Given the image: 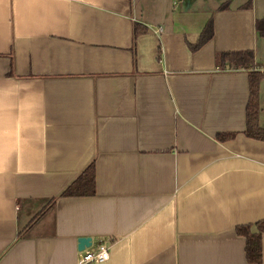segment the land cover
Instances as JSON below:
<instances>
[{
	"label": "crops",
	"instance_id": "1",
	"mask_svg": "<svg viewBox=\"0 0 264 264\" xmlns=\"http://www.w3.org/2000/svg\"><path fill=\"white\" fill-rule=\"evenodd\" d=\"M263 18L264 0H0V264H78L82 237L103 264H252ZM243 52L252 70L219 63ZM92 165L96 194L63 197Z\"/></svg>",
	"mask_w": 264,
	"mask_h": 264
},
{
	"label": "trees",
	"instance_id": "2",
	"mask_svg": "<svg viewBox=\"0 0 264 264\" xmlns=\"http://www.w3.org/2000/svg\"><path fill=\"white\" fill-rule=\"evenodd\" d=\"M257 31L264 38V18L257 21ZM145 32L142 28L137 27L136 34ZM214 36V23L210 21L202 33L198 43L194 46V50L203 47ZM219 63L223 66L226 62H230L238 69L252 70L251 65L254 63V54L252 52L243 53H222L219 55ZM262 73L252 71L250 73L251 96L247 110V130L246 136L256 140L264 141V128L260 125V83ZM234 134L219 135L221 141L233 138ZM96 194V170L92 165L80 177L71 184L62 194L63 197H89ZM22 233V232H21ZM237 233L246 238V253L249 263L263 264V235L264 221L255 225H246L237 228Z\"/></svg>",
	"mask_w": 264,
	"mask_h": 264
},
{
	"label": "built area",
	"instance_id": "3",
	"mask_svg": "<svg viewBox=\"0 0 264 264\" xmlns=\"http://www.w3.org/2000/svg\"><path fill=\"white\" fill-rule=\"evenodd\" d=\"M161 30V29H160ZM111 258V245L101 243L80 252L78 264H103Z\"/></svg>",
	"mask_w": 264,
	"mask_h": 264
},
{
	"label": "water",
	"instance_id": "4",
	"mask_svg": "<svg viewBox=\"0 0 264 264\" xmlns=\"http://www.w3.org/2000/svg\"><path fill=\"white\" fill-rule=\"evenodd\" d=\"M93 246V239L90 237H82L79 239V250L83 251Z\"/></svg>",
	"mask_w": 264,
	"mask_h": 264
}]
</instances>
